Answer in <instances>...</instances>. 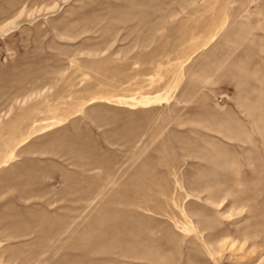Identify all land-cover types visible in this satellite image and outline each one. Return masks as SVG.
Here are the masks:
<instances>
[{
    "label": "rangeland",
    "instance_id": "rangeland-1",
    "mask_svg": "<svg viewBox=\"0 0 264 264\" xmlns=\"http://www.w3.org/2000/svg\"><path fill=\"white\" fill-rule=\"evenodd\" d=\"M259 249L264 0H0V264Z\"/></svg>",
    "mask_w": 264,
    "mask_h": 264
},
{
    "label": "bare ground",
    "instance_id": "bare-ground-1",
    "mask_svg": "<svg viewBox=\"0 0 264 264\" xmlns=\"http://www.w3.org/2000/svg\"><path fill=\"white\" fill-rule=\"evenodd\" d=\"M218 205V204H217ZM223 245H227V247H231V249L233 247H235L237 245V247H239V250L238 251H241L243 249L244 246H246V243L247 241L245 242H237L236 239L234 238H230V237H227V238H224L223 240ZM239 241V240H238ZM252 247H254L255 250H257L259 247L258 245H253ZM254 252V251H253ZM259 257L263 256L264 254L262 253L261 249H259L258 251L255 252Z\"/></svg>",
    "mask_w": 264,
    "mask_h": 264
}]
</instances>
